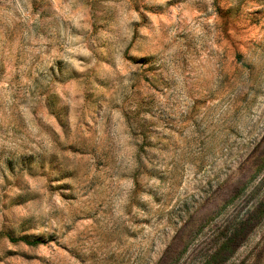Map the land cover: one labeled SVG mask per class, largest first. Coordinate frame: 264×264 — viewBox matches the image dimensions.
<instances>
[{"label": "rangeland", "instance_id": "374dc122", "mask_svg": "<svg viewBox=\"0 0 264 264\" xmlns=\"http://www.w3.org/2000/svg\"><path fill=\"white\" fill-rule=\"evenodd\" d=\"M0 264H264V0H0Z\"/></svg>", "mask_w": 264, "mask_h": 264}, {"label": "trees", "instance_id": "16d2710c", "mask_svg": "<svg viewBox=\"0 0 264 264\" xmlns=\"http://www.w3.org/2000/svg\"><path fill=\"white\" fill-rule=\"evenodd\" d=\"M18 240L23 241L24 243H26L28 245H37V244L41 243L40 239L29 240L27 238H19Z\"/></svg>", "mask_w": 264, "mask_h": 264}]
</instances>
